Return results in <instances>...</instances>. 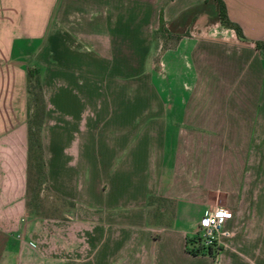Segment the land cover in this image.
<instances>
[{
    "label": "crops",
    "instance_id": "crops-1",
    "mask_svg": "<svg viewBox=\"0 0 264 264\" xmlns=\"http://www.w3.org/2000/svg\"><path fill=\"white\" fill-rule=\"evenodd\" d=\"M32 69L60 217L27 199ZM0 264H264V0H0Z\"/></svg>",
    "mask_w": 264,
    "mask_h": 264
},
{
    "label": "trees",
    "instance_id": "trees-1",
    "mask_svg": "<svg viewBox=\"0 0 264 264\" xmlns=\"http://www.w3.org/2000/svg\"><path fill=\"white\" fill-rule=\"evenodd\" d=\"M218 3L220 20L223 24L228 25L223 5L220 1ZM160 29H162V27H160ZM234 30L238 34V31L236 29ZM33 76L38 77L37 73L33 69L28 70V83H30V80ZM37 82L39 84V92L37 95L34 96L33 99H31L30 97L31 103L28 108L29 111L27 118V194L30 191L29 188L32 177H35L38 183L41 178L45 180L43 151L41 145V128L44 119L45 106L41 93L39 78H37ZM30 96H32V94ZM39 186L40 185L38 184V187ZM189 243H191V249L188 250V252L193 255L208 254L214 256L219 251V248L216 246L207 247L203 245L198 237H195L194 239L189 241Z\"/></svg>",
    "mask_w": 264,
    "mask_h": 264
},
{
    "label": "rangeland",
    "instance_id": "rangeland-1",
    "mask_svg": "<svg viewBox=\"0 0 264 264\" xmlns=\"http://www.w3.org/2000/svg\"><path fill=\"white\" fill-rule=\"evenodd\" d=\"M154 40V54L151 60V65L153 67L154 72H159V76L161 75V53L163 48L167 45L164 40L165 36L160 31L155 34ZM169 43V42H168ZM171 43V42H170ZM37 78L33 76L30 80V83L27 81V93H28V108L30 106V100L34 98L35 95L39 92V84L37 82ZM32 94V96H30ZM31 97V99H30ZM38 184L40 185L38 187ZM30 191L27 195L28 203L32 210L36 211V213L41 217H60L62 216V209L71 210L73 207L71 203L62 201L53 196V193L49 191L46 186L45 180L43 178L40 179L39 183L36 181L35 177L31 178L30 182ZM151 203L154 204V212L155 209L162 208L167 209L169 206V202H165L163 199L156 198L152 199ZM218 208V207H217ZM225 208V207H224ZM152 214V213H151ZM156 214V213H155Z\"/></svg>",
    "mask_w": 264,
    "mask_h": 264
},
{
    "label": "built area",
    "instance_id": "built-area-1",
    "mask_svg": "<svg viewBox=\"0 0 264 264\" xmlns=\"http://www.w3.org/2000/svg\"><path fill=\"white\" fill-rule=\"evenodd\" d=\"M230 211L224 207L212 209L206 217H203L198 225V238L207 247L216 246L221 236H227L223 230Z\"/></svg>",
    "mask_w": 264,
    "mask_h": 264
}]
</instances>
